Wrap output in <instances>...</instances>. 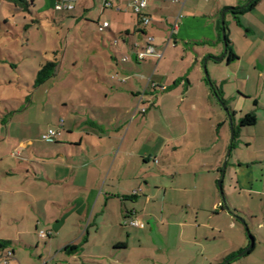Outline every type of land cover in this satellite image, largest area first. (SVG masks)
<instances>
[{"label":"crops","instance_id":"1","mask_svg":"<svg viewBox=\"0 0 264 264\" xmlns=\"http://www.w3.org/2000/svg\"><path fill=\"white\" fill-rule=\"evenodd\" d=\"M52 1L54 6L56 0ZM131 1L101 0L103 12L106 8L114 11L107 29L119 39L117 45L108 47L109 53L94 47L93 55L102 56L103 67L115 72L111 76L115 82L99 83L76 74L68 80V87L61 79L59 94L72 93L74 85L79 92L75 98L79 105L70 109L68 99L74 95L64 98L59 95L58 102L65 112L62 114L59 107L55 108L60 116L59 126L55 127L59 131L56 140L46 144L31 134L18 139L9 131L10 119L6 117L10 112L4 113L0 108V137H3L0 139V254L5 252V247L13 252L7 264H103L99 261L111 262L115 250L127 248L132 233L122 225V220L131 216L142 223L135 206L139 195L150 189L147 176L135 171L139 155L131 151L129 141V120L137 96L143 91L146 96L150 94L147 81L142 82L145 77L140 74V70L143 73L150 66L147 60L155 64L151 81L163 86L159 92L167 91L173 82L170 90L185 119V131L174 132L169 142L164 140L159 154L170 143L175 154L186 152V164L198 165L200 171L212 173L198 177L197 171L187 172L185 177L193 187L202 181L208 185L210 179L217 178L227 147L226 120L209 84L201 77V69L205 59L207 65L212 57L223 52L221 12L227 9L224 23L228 46L236 57L229 61L227 51L221 60H215L218 64L211 72L227 104L232 103L228 106L239 128V141L233 146L237 155L226 166L224 175L229 177L228 194L232 197L233 210L249 219L247 225L254 244L248 252L236 255L249 241L245 226L236 227L234 221L227 227L223 223L205 224L203 236L207 241L220 242L227 235L226 229L234 235V239H228L227 248L213 255L217 264H264V0H257L249 8L252 0L248 4L249 0H147L143 12L151 17V22L146 27L129 8ZM243 7L247 9L234 11ZM99 23L100 17L96 25ZM146 33L153 35L155 50L161 57L150 56L139 62L134 56L142 48ZM168 47L179 49L183 66L167 79L155 69L162 65ZM172 51L176 52L173 49L168 54L175 58ZM126 53L130 58L116 61L118 54ZM142 62L146 64L140 65ZM136 74H140V80L131 78ZM82 83L96 84L93 93L81 87ZM98 85L102 89H96ZM82 106L90 109L83 111ZM250 112L255 114V123L239 127L240 119ZM227 116L230 117L229 110ZM50 128L42 129L41 134ZM214 148L216 151L210 152ZM195 153L199 158L193 157ZM148 160V157L143 159L145 163ZM161 168L164 169L163 165ZM208 189L212 194L211 208L219 207L226 213L225 207L220 208V195L213 181ZM39 230L50 231L49 237L41 240ZM67 246L74 249L67 250Z\"/></svg>","mask_w":264,"mask_h":264},{"label":"rangeland","instance_id":"2","mask_svg":"<svg viewBox=\"0 0 264 264\" xmlns=\"http://www.w3.org/2000/svg\"><path fill=\"white\" fill-rule=\"evenodd\" d=\"M31 1H29L31 3L30 12H27L12 2L0 0V108L4 113L10 112L6 120L10 119L8 124L12 135L21 139L30 137L31 134L34 139L42 140L40 132L42 129L49 127L55 129L59 126L57 121L60 116L56 114L55 108L59 107L62 114L65 112V107L58 102L59 95L63 98L69 97L71 94L74 95L68 99L70 109H77V105H79L75 100L79 92L74 85L71 87L72 93L62 92L59 94L61 87L58 83L61 79L68 86V80L73 79L77 74L78 77L87 78L88 76L93 80H98L99 83L109 82L113 85L115 80L111 76L115 72L110 68L107 70L103 67L102 56L93 55V48L105 49V52L109 53L108 47L112 44L117 45L119 38H114L107 28L100 31L96 25L98 17L102 23L104 20L111 22V18L114 16L112 9L106 8L104 12L102 11L104 6L101 4V0H65L73 5V9L67 12L54 9L52 0H34L33 4ZM26 24L31 26L25 28ZM153 44L155 45V42ZM173 49L176 50V52H172L176 53L177 60L170 58L168 54ZM178 51L177 48L168 47L162 58L164 60L162 65L156 67L155 71L162 73V76L167 79L172 72L179 71L183 62L180 61V52ZM221 54L222 52L218 56L212 57L206 65L208 77L212 83L214 80L211 69L216 66L215 64H218L214 58ZM118 57L119 60L116 59V61H125L123 58H130V55L128 53L118 54ZM225 62L221 64H224V67L230 71V67H227ZM49 63L55 64L54 74L41 83L35 82L38 71ZM146 63H149L150 66H146L143 73L140 70V74L144 75L145 78L141 81L145 83L147 81L146 88L150 94L146 96L143 91L137 96L138 100L129 120L131 123L129 139L131 151L139 155L137 157L139 165L134 168H137L135 171L140 175L147 176L145 180L147 183L149 182L150 188L146 194L139 195L140 199L135 206L144 227L135 229L125 225V221L133 217L124 218L122 225L127 226V230L132 233L126 242L127 248L115 250L111 262L107 259L99 262L103 264H214L216 262L213 261V255L227 248L228 239L235 237L229 229H226L227 235L221 238L220 242L207 241L203 236L206 231L203 225L223 223L227 227L229 222L234 221L236 227L245 226V235L248 238L249 234L252 235L251 229L247 225L249 219H245L243 215L233 210L234 206L230 202L232 197L230 198V194H228L230 184L228 174L222 178L221 172L216 173L217 178L208 181V185H211L213 181L218 190L217 193L220 195V204L223 205L221 191L218 188V181H222L221 189L224 203L227 206L224 209L228 210L223 213L219 207L211 208L212 194L208 185H204L205 181L193 187V183H189V178L185 177L190 171H195V173L197 171L198 177L209 176L212 173L200 171L198 165L186 164V152H176L175 154L170 143L167 144L163 153L159 154L164 140L169 142L174 132L185 131V119L180 115L177 98L171 91L173 82L167 91L159 92L163 91L161 89L163 86L156 85L151 81V73L155 64L150 60H147ZM146 63L142 62L140 65L144 66ZM186 72L188 74L187 70ZM140 74L132 75L131 78L135 81L140 80ZM185 76L186 74L183 79H186ZM201 77L205 80L203 69H201ZM80 85L89 89L88 92L91 93L94 91L93 87H96V84L91 83ZM96 89L100 90L102 87L98 85ZM28 95L30 96L27 99ZM214 100L219 104L215 95ZM228 105H232V103L226 104L231 119L228 118L221 105L226 120L224 124V130L226 129L224 136L227 142L225 155L230 143L231 126H235L233 110ZM86 109L90 108L82 106L83 111ZM147 115L148 119H146ZM143 119L144 121H142ZM59 122L62 124L61 120ZM239 123L240 121L238 125ZM216 126L218 127V125ZM26 128H28L27 132ZM4 131L3 128L1 135H4ZM238 135L239 132L233 138V146L238 144ZM2 138L0 137L1 140ZM42 141L50 144L46 140ZM211 151H216V148ZM236 152L237 150L232 147L226 165L235 160ZM198 153H195L193 157L199 158ZM144 157L149 158L148 162L143 161ZM162 165L164 169L161 168ZM140 183H144L142 179H140ZM201 183L204 189L201 187ZM194 184L196 183L194 182ZM149 192L152 196H149ZM147 196L149 202H147ZM242 221H244V225ZM5 249L10 250L8 247ZM108 258L111 259V256Z\"/></svg>","mask_w":264,"mask_h":264},{"label":"built area","instance_id":"3","mask_svg":"<svg viewBox=\"0 0 264 264\" xmlns=\"http://www.w3.org/2000/svg\"><path fill=\"white\" fill-rule=\"evenodd\" d=\"M146 6H147V0H132L129 4V8L131 9L133 13L139 16L140 23L144 27L148 26L151 22V17L143 12ZM54 9L59 10V11L71 10L73 9V5L70 2H66L65 0H56L54 4ZM108 26L109 25L107 21L99 23L98 25L100 31H103ZM153 42H154V37L151 34L147 33L144 37V44L142 48L135 52L134 57L136 61H141L150 56H155L157 58L161 57V54L156 52ZM135 46H138V44H135ZM127 59H128L127 57L123 58V60L125 61ZM58 135H59V131L57 129L50 128L41 135V139L46 140V141H54ZM124 224L133 226V227L143 226L141 222L133 218L125 221ZM49 235H50V231H45V230L38 231V236L41 239H45L49 237ZM12 255H13V252L11 250H6L2 254H0V264H7L8 260L12 257Z\"/></svg>","mask_w":264,"mask_h":264},{"label":"trees","instance_id":"4","mask_svg":"<svg viewBox=\"0 0 264 264\" xmlns=\"http://www.w3.org/2000/svg\"><path fill=\"white\" fill-rule=\"evenodd\" d=\"M7 1L12 2L17 7H20V9H22L23 11L30 12V4H31V3H29L30 0H7ZM33 1L34 0L31 1L32 4H33ZM256 1L257 0H252L249 3V5H248L247 8L254 6V4H255ZM247 8L246 7H243V8H234V11H236V12L237 11L238 12H242V11H244ZM31 21L33 23V20H31ZM24 26L26 28V27H30L31 25L28 26V24H26ZM225 27H226V24H225ZM226 41H227V44H228L229 43V39L227 37V29H226ZM227 51L229 52V56H230L229 59H228L229 61H231L232 58H235L236 57L233 53H231V49H230V47L228 45H227ZM145 59H143V60H145ZM143 60H141V61H143ZM54 70H55V64L54 63L47 64L46 66H44L42 69H40L38 71V74H37V77H36V81L35 82L41 83L42 81H44L47 78L51 77L54 74ZM205 80L208 83V80L206 78H205ZM210 82H211V80H210ZM209 87H210L211 92L217 97L218 101L221 102L226 107L227 102H226L225 98L223 97L222 90L219 87H217L214 83H212V86H209ZM255 121H256L255 114L253 112H250L248 114H245L240 119L239 127L253 125L255 123ZM238 129L239 128H237L236 126L233 127L234 136H237ZM232 147H233V142L231 144V148ZM221 170H222V168H221ZM223 207H224L223 205L220 206V208H223ZM66 249L67 250L68 249L69 250H73L74 249V246H67ZM234 256H235V254H233L230 258H233Z\"/></svg>","mask_w":264,"mask_h":264},{"label":"water","instance_id":"5","mask_svg":"<svg viewBox=\"0 0 264 264\" xmlns=\"http://www.w3.org/2000/svg\"><path fill=\"white\" fill-rule=\"evenodd\" d=\"M251 0H249L248 2H247V4L250 2ZM246 4V5H247ZM227 11V9H225V10H223L222 12H221V26H222V29H221V39H222V41H223V46H224V49H223V52H222V54L219 56V57H217V58H214L216 61H219V60H221L223 57H224V55L226 54V52H227V41H226V29H225V23H224V13ZM206 60L207 59H205L204 60V65H203V70H204V74H205V78L208 80V84H209V86H212V83L210 82V79H209V77H208V73H207V70H206ZM221 105H222V107L225 109V111L228 113V109L221 103V102H219ZM230 118V117H229ZM233 138H234V132H233V127L231 126V136H230V143H229V147H228V150H227V152H226V155H225V159H224V162H223V165H222V171H221V174H222V178H223V176H224V172H225V168H226V164H227V158H228V156H229V154H230V151H231V144H232V142H233ZM221 183H222V181L220 180V181H218V188H219V190L221 191V199H222V201H223V206L225 207V208H227V206L225 205V203H224V196H223V193H222V189H221ZM244 222V221H243ZM248 232V231H247ZM248 234H249V232H248ZM248 240H249V243H248V245L240 252V253H238L237 254V256H240V255H242V254H244V253H246V252H248L252 247H253V244H254V237H252V235H250L249 234V236H248Z\"/></svg>","mask_w":264,"mask_h":264}]
</instances>
